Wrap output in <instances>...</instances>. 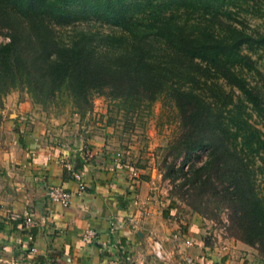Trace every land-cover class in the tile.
<instances>
[{
  "label": "trees",
  "instance_id": "1",
  "mask_svg": "<svg viewBox=\"0 0 264 264\" xmlns=\"http://www.w3.org/2000/svg\"><path fill=\"white\" fill-rule=\"evenodd\" d=\"M0 34V108L14 90L80 117L96 95L124 120L173 108L162 177L183 179L173 189L191 213L226 209L231 238L264 262V133L251 122L264 120V76L247 54L264 48V0H0Z\"/></svg>",
  "mask_w": 264,
  "mask_h": 264
},
{
  "label": "crops",
  "instance_id": "2",
  "mask_svg": "<svg viewBox=\"0 0 264 264\" xmlns=\"http://www.w3.org/2000/svg\"><path fill=\"white\" fill-rule=\"evenodd\" d=\"M37 110L19 92L7 94L0 108V264H161L149 251L152 240L174 254V264H184L181 256L258 264L253 250L233 239L218 243L205 219L171 197L161 169L144 153L150 149L127 136L123 123L111 122L105 107L98 114L92 107L88 124L76 123L75 114L45 121ZM47 186L69 191L70 205L49 204ZM26 215L45 223L25 230ZM87 229L97 235L90 245L81 242ZM183 239L192 247L183 248Z\"/></svg>",
  "mask_w": 264,
  "mask_h": 264
},
{
  "label": "rangeland",
  "instance_id": "3",
  "mask_svg": "<svg viewBox=\"0 0 264 264\" xmlns=\"http://www.w3.org/2000/svg\"><path fill=\"white\" fill-rule=\"evenodd\" d=\"M251 26H252V22H251ZM5 42H7L6 37L3 34H0V43H5ZM247 54L250 56L251 60L255 62L254 66L264 76V48L258 49L253 53H247ZM11 92L16 93L18 91L14 90ZM113 105L114 104L109 103L104 97L99 95L94 96L92 99V107L96 109L94 113L98 114L97 110L98 111L99 109L102 110V108L104 109L105 107L106 112L109 113L108 119L111 120V122L113 123L116 120L120 123H123L122 127L125 134L127 136H130L131 138L135 137L137 141H140L141 143L146 145V147L149 148L150 150L144 151V153L145 154L151 153L154 163L156 164L157 167L160 168L161 160L165 155L164 148L166 147L168 141L174 136L177 130L176 116L173 108H171L170 106H163L162 101L159 100L153 103L148 109L145 108L138 109L132 115H129V118L127 120H124L123 116L116 111ZM33 106L38 109L37 113L39 114V117L43 118L45 121H49L51 119L68 120L71 119L74 114V112L68 106H62L60 108L49 107L47 109L41 108L36 105ZM86 114L81 117L77 116L79 120H77V118L74 117L73 118L77 121L76 123L88 124L90 122L89 120L91 117L87 116ZM251 122L259 130H261V132L264 133V120H259L253 115ZM206 158H207L206 150L194 152L193 156L185 164L182 171L186 172L188 167L191 166L193 167L200 166L205 162ZM171 161L172 160L168 158L166 162L169 163ZM182 162H183L182 157L176 159L175 161H172V164L174 165V169H178L179 165ZM161 171L163 175L164 171L163 170ZM182 181L183 179L179 178V176L174 180L173 183H171V181L167 178V182H168L167 185L169 187L167 191L170 193L173 192L171 194V197L174 198L180 204H183L185 206L183 201L176 196L178 195V192H176V190L173 189V185L177 186V184L181 183ZM212 213L215 215L214 219L205 218L207 222L206 225L211 230L212 237H215L217 233L223 236L225 239L226 238H228L229 240L233 239L229 235V231H228V211L223 208L222 209L218 208L212 210ZM213 229H215V231H213ZM233 240L237 241L235 239ZM251 250H253V253L251 254L252 258L254 261L257 262L258 257L256 256V253L254 249ZM258 261H259L258 264H264V262H262L259 258Z\"/></svg>",
  "mask_w": 264,
  "mask_h": 264
},
{
  "label": "built area",
  "instance_id": "4",
  "mask_svg": "<svg viewBox=\"0 0 264 264\" xmlns=\"http://www.w3.org/2000/svg\"><path fill=\"white\" fill-rule=\"evenodd\" d=\"M83 157L87 160L92 158V154L90 152H85ZM122 167H126L130 169V174L132 177H135V171L129 167L127 164H122ZM65 168L69 170L68 165H65ZM72 178L77 181V191L82 192L84 189V184L81 182L80 177L78 174L73 172ZM45 198L49 204H55L60 206L61 208H67L72 199V194L64 189L62 186H47L45 189ZM45 223V219L42 217H39L38 219H34L31 215H26L24 220H23V226L25 230H28L29 228H34V227H41ZM215 231V229H213ZM216 241L218 243H222L224 240L223 236L219 235L216 233ZM97 239V235L94 230L92 229H87L84 231L82 237H81V242L87 245H90L93 243L94 240ZM27 240L29 242L32 241V236L29 234L27 235ZM101 246H104V244L101 243ZM181 246L183 248H190L192 247V241L188 239H183L181 241ZM149 251L151 253V256L159 263L161 264H174V254L171 252H168L163 244L158 241V240H152L149 244ZM176 251L179 253L178 255L181 256L179 249H176ZM180 251V252H179ZM28 254L34 255L35 254V249L34 248H29L27 250ZM181 260L183 261L184 264H202L198 260L197 257H188V256H181Z\"/></svg>",
  "mask_w": 264,
  "mask_h": 264
}]
</instances>
